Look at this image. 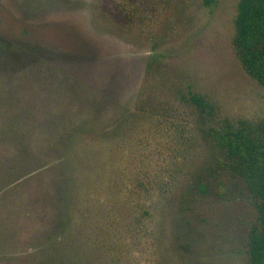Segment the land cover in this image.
Segmentation results:
<instances>
[{"label": "rangeland", "instance_id": "1", "mask_svg": "<svg viewBox=\"0 0 264 264\" xmlns=\"http://www.w3.org/2000/svg\"><path fill=\"white\" fill-rule=\"evenodd\" d=\"M237 2L0 0L41 56L0 55V264H251L257 209L210 135L264 127Z\"/></svg>", "mask_w": 264, "mask_h": 264}, {"label": "trees", "instance_id": "2", "mask_svg": "<svg viewBox=\"0 0 264 264\" xmlns=\"http://www.w3.org/2000/svg\"><path fill=\"white\" fill-rule=\"evenodd\" d=\"M142 1L149 3L152 0ZM204 1L207 5L213 3V0ZM235 8L233 48L246 72L264 86V0H238ZM22 41L0 34V55L5 56L10 50H16L11 60L19 65L26 63L24 58H41L39 53L27 49ZM192 100L201 110L207 111L213 107L199 94H193ZM171 125L174 128L177 124L171 121ZM210 135L217 146L225 151L230 166L251 193L257 217L248 235L249 256L251 264H264V127L262 132H256L246 125L239 128L228 126L222 130L211 128Z\"/></svg>", "mask_w": 264, "mask_h": 264}]
</instances>
